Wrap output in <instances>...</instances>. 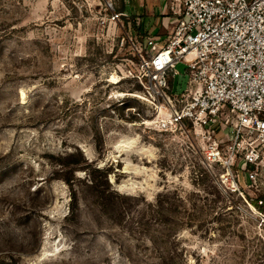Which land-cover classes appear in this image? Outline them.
Masks as SVG:
<instances>
[{"label":"rangeland","instance_id":"rangeland-1","mask_svg":"<svg viewBox=\"0 0 264 264\" xmlns=\"http://www.w3.org/2000/svg\"><path fill=\"white\" fill-rule=\"evenodd\" d=\"M124 6L0 0V264H264V183L225 192L221 128L163 127Z\"/></svg>","mask_w":264,"mask_h":264},{"label":"built area","instance_id":"built-area-1","mask_svg":"<svg viewBox=\"0 0 264 264\" xmlns=\"http://www.w3.org/2000/svg\"><path fill=\"white\" fill-rule=\"evenodd\" d=\"M166 3L173 18L168 39L136 40L142 73L170 112L163 127L192 125L210 139L221 128L226 141L213 144L209 161L226 170L220 177L225 192L244 196L242 177L247 188L260 189L264 183V0ZM179 64L186 68L188 85L183 93L174 94L170 79L180 75ZM237 159L241 171L235 169Z\"/></svg>","mask_w":264,"mask_h":264},{"label":"crops","instance_id":"crops-1","mask_svg":"<svg viewBox=\"0 0 264 264\" xmlns=\"http://www.w3.org/2000/svg\"><path fill=\"white\" fill-rule=\"evenodd\" d=\"M124 13L133 19L137 36L154 37L165 41L173 28V18L168 12L166 0H124ZM139 21V22H138ZM138 22V23H137ZM141 34L140 36L138 35Z\"/></svg>","mask_w":264,"mask_h":264},{"label":"trees","instance_id":"trees-1","mask_svg":"<svg viewBox=\"0 0 264 264\" xmlns=\"http://www.w3.org/2000/svg\"><path fill=\"white\" fill-rule=\"evenodd\" d=\"M123 13H124V11H123ZM172 84H173V83H172ZM253 203L255 204V206H256L259 210H262V209H263V207L260 206L258 202L253 201Z\"/></svg>","mask_w":264,"mask_h":264}]
</instances>
